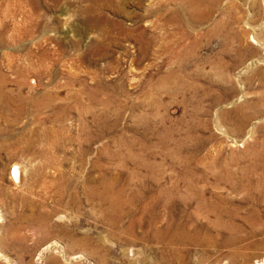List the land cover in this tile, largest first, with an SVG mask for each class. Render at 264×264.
I'll return each mask as SVG.
<instances>
[{"label":"rangeland","instance_id":"obj_1","mask_svg":"<svg viewBox=\"0 0 264 264\" xmlns=\"http://www.w3.org/2000/svg\"><path fill=\"white\" fill-rule=\"evenodd\" d=\"M263 194L264 0H0V264H257Z\"/></svg>","mask_w":264,"mask_h":264},{"label":"bare ground","instance_id":"obj_2","mask_svg":"<svg viewBox=\"0 0 264 264\" xmlns=\"http://www.w3.org/2000/svg\"><path fill=\"white\" fill-rule=\"evenodd\" d=\"M248 119H249L248 116H243L242 120H243V122H246V121H248ZM12 176H13V178L16 181L20 180V172H19V168L18 167L14 168V171L12 172ZM224 213H227V215L230 217V223L222 222V221H220L221 220L220 219L219 220L220 222L218 221V224L220 223L219 225H222L223 226L222 228H224L226 230H229V231H232V232H241L243 230L242 227L237 225L236 223H234L235 222L234 221L235 220L234 214L229 212V211H226ZM222 216H224V215H222ZM184 237L185 236H181V241L182 242L186 241L184 239ZM244 241H245V238H243L242 236H238L237 234L234 233L231 236H226V238L224 240H222L221 242L216 241L215 244L218 247H225V248L227 247V248L233 249V252H231L230 255H229L230 260L235 261V260H237L240 257V258H242L243 262H246L248 258L243 254V252H242V250L240 248L241 244ZM244 248H245V245H244ZM243 257H245V258H243ZM257 264H264V261L263 262H259V263L257 262Z\"/></svg>","mask_w":264,"mask_h":264}]
</instances>
